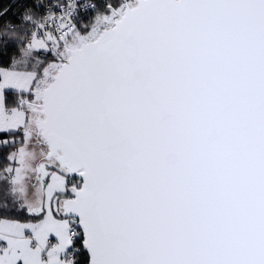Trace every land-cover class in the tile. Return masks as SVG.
<instances>
[{
    "label": "snow or ice",
    "instance_id": "6c2138e0",
    "mask_svg": "<svg viewBox=\"0 0 264 264\" xmlns=\"http://www.w3.org/2000/svg\"><path fill=\"white\" fill-rule=\"evenodd\" d=\"M0 264H264V0H0Z\"/></svg>",
    "mask_w": 264,
    "mask_h": 264
},
{
    "label": "trees",
    "instance_id": "16d2710c",
    "mask_svg": "<svg viewBox=\"0 0 264 264\" xmlns=\"http://www.w3.org/2000/svg\"><path fill=\"white\" fill-rule=\"evenodd\" d=\"M5 3H7V0H4Z\"/></svg>",
    "mask_w": 264,
    "mask_h": 264
}]
</instances>
